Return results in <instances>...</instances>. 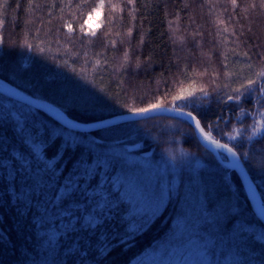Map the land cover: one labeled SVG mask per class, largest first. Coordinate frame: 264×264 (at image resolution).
Returning <instances> with one entry per match:
<instances>
[{"label": "trees", "instance_id": "trees-1", "mask_svg": "<svg viewBox=\"0 0 264 264\" xmlns=\"http://www.w3.org/2000/svg\"><path fill=\"white\" fill-rule=\"evenodd\" d=\"M98 3L0 0V78L81 124L157 101L170 107L181 88L203 87L209 97L203 116L197 113L202 126L205 119L212 121L213 136L240 154L264 201V176L257 175L264 140L246 139L248 126L261 119L256 113L264 108V94L241 89L239 107L227 101L237 95L233 89L264 70L261 0H104L99 26L90 32L84 22ZM221 115L230 123L215 122ZM51 118L0 93V264H67L70 256L77 264H264V241L255 249L248 244L262 225L253 219L243 180L203 147L191 125L160 114L85 132L58 121L55 127ZM45 125L57 139L46 150L48 159L39 149L21 152L22 141L35 148L31 127ZM233 125L241 136L230 141L221 134ZM63 141L80 145L83 159L91 152L93 160L77 163L74 177L61 184L64 169L79 155L60 148L59 170L50 167ZM180 149L202 164L191 179L153 162L169 152L179 156ZM228 202L238 205L231 209L237 216L231 228L224 227L220 209ZM90 215L97 223L127 222L135 236L126 243L110 237L113 246L98 247L90 258L94 231H85ZM141 218L145 227L137 232Z\"/></svg>", "mask_w": 264, "mask_h": 264}, {"label": "snow or ice", "instance_id": "snow-or-ice-1", "mask_svg": "<svg viewBox=\"0 0 264 264\" xmlns=\"http://www.w3.org/2000/svg\"><path fill=\"white\" fill-rule=\"evenodd\" d=\"M131 2V0H129ZM233 4H236V0H231ZM262 4H264V0H261ZM104 7V0H99V3L97 5V8H103ZM114 7V6H113ZM255 7V5H253ZM96 9H93L95 11ZM91 13H89V16ZM87 23V20L84 22ZM69 28V31L72 30L71 25H67ZM83 25H81V28L83 29ZM92 35H95V32L92 33ZM29 47H31L29 45ZM243 55H247V53H242ZM251 67V66H250ZM261 68L264 69V64L261 65ZM228 75H231V73H228ZM256 78H248L246 82L241 83L240 87L233 89V92L237 93V95H228L227 101H236L237 107H239L240 102L242 101V97L240 95L241 89H251L252 92H257L258 94H264V82L260 78H264V70L260 72H256L253 74ZM199 93V95H198ZM171 93H166L165 96H169ZM208 97L209 93L205 90V88L200 87L196 88L194 85L190 86L188 90H185L184 88H181L179 93L176 95L171 96L169 107L168 105L161 103L160 101H157L156 103H149L146 107H133L130 109V112L132 113L131 116L133 117H139L140 119H151L152 116H147L143 114H153V115H160V114H168L171 113L173 119L183 121L184 123L191 125L193 132L196 136L199 137L200 141L203 142V147L205 149H212L215 151L216 155L221 158V163L224 165L227 169H243L245 171L244 164H242V161L240 159V154H238L235 150V148L230 147L228 143H222L220 139H216L212 132L213 128L216 126L212 121H209L205 119V122L202 126L201 118H198L197 113H199L200 117L203 116V109L208 104ZM264 98V97H262ZM181 101L183 102V106L177 107L176 102ZM191 109V110H187ZM245 114V109L240 108L239 115L243 116ZM256 115H259L261 119L254 120L251 125L248 127L251 130V135L247 136L246 139L249 143L255 144L257 141L254 140L255 137H259L260 140H264V108H261ZM52 119V124L55 127L56 126V120ZM221 120H225L227 123H230V121L227 120L224 116H216L215 122H219ZM104 123V122H103ZM27 127V124H26ZM207 128V131L205 130ZM222 136H226L230 141H235L237 137L241 136V129L237 128L235 125H233L231 132L222 133ZM27 138H25L26 140ZM31 143L35 146V148L30 147L27 143L22 141L21 143V152H26L28 154H33L35 149H39L43 152L44 156L47 158V149L52 148L53 145L57 143L56 140L51 139V129H49L46 125L43 126L42 130L40 127H31ZM60 148H63L65 150L69 148H74L72 146V142L69 141L67 145H65V142L63 141L62 144L59 145L56 152L52 155L51 159L56 161V164L54 167L56 170H59V162L62 160L64 156V152L60 151ZM74 149H76L79 152L78 157L75 159V161L72 164L71 168L64 169V172L60 176V182L63 184V181L67 179L70 176L74 177L73 173V167L79 163L83 165L85 162L91 163L93 160V154L91 152L87 155V161L83 159V148L80 145H77ZM180 155L176 156L171 154L169 152L168 156H161L159 160H155L153 158V162L160 163L162 167L165 168H171L175 169L181 176V179H183V176L185 173L189 174V178L191 179L195 173L198 172V166L202 165L198 159H195L194 157L186 154L183 149L179 150ZM144 154L146 155L147 152L145 151ZM244 157H248L249 153L245 152L243 153ZM48 159V158H47ZM226 161V163H225ZM77 172L80 175H84V172H81L79 169H77ZM258 176H264V161L261 162V166L257 171ZM248 177V176H247ZM83 183V181H81ZM98 183V178L91 181V184ZM76 193H73V196H75ZM64 204H68V200L63 201ZM233 206L238 207V205H233V203L228 202L225 204L220 205L221 214L226 217L227 223L224 225L226 228H231L232 225L237 220V216L230 215L231 209ZM125 206L121 205V208L123 209ZM210 207H214L210 203ZM261 207L264 209V201L261 200ZM166 210L165 208L162 210ZM89 224L87 229H85L86 233L93 232L94 235H91L89 237V257L95 258V256L98 254V247H111L113 246V238H118L121 243H126L129 238H133L135 236V232H130L129 228L130 225L125 222L121 224L119 220L116 221L115 224H110L108 221H103L102 223H97L96 219H93V217L90 215L88 218ZM98 219V218H97ZM253 219L257 224H261V232L258 234H254L253 236L249 237L248 244L253 247L254 249L258 246H260V242L264 241V222H262L254 213ZM146 221L144 218H141L137 222V228L136 231L138 232L140 228L145 227ZM249 225L252 224V221H248ZM127 225V227H125ZM149 226V225H148ZM115 227L117 231L115 233L112 232V228ZM122 232V235H121ZM0 239H2V236H0ZM44 241L51 244L53 243L51 237L43 238ZM58 243L61 244V249H63V238L61 237L58 241ZM67 264H77V257L70 256L68 257Z\"/></svg>", "mask_w": 264, "mask_h": 264}, {"label": "water", "instance_id": "water-1", "mask_svg": "<svg viewBox=\"0 0 264 264\" xmlns=\"http://www.w3.org/2000/svg\"><path fill=\"white\" fill-rule=\"evenodd\" d=\"M0 93H3L4 95H6L10 98H13L15 100H18L20 102L31 104V105L41 109L42 111L46 112L47 114H49L52 118H54L56 121H58L59 123H61L65 127L69 128V129H73V130H78V131L90 132V131H95V130L102 129V128H105V127H108L111 125H116V124L131 121L134 119H139V117L131 116L132 113H127V114H119V115H116V116H113L111 118H108V119H105V120H102L99 122H95V123L81 124V123H77V122L72 121L57 106H55V105H53V104H51V103H49V102H47L41 98L31 96V95L23 92L22 90L14 87L13 85L9 84L8 82L4 81L1 78H0ZM168 114H171V113H168ZM143 115L151 116L153 114L149 113V114H143ZM198 139H199V137H198ZM199 141H200V139H199ZM200 142L203 144L202 141H200ZM210 150L215 153V151H213L212 149H210ZM219 160H221L220 157H219ZM225 163H226V161H225ZM233 170H235L239 174L241 179L243 180L245 190L247 192V195H248V198L250 200V203H251V206H252L254 213L262 222H264V209H262V207H261L262 197H261V193H260L256 183L254 182V180L252 179V177L250 176V174L248 173V171L246 169H245V171H243V169H241V170L233 169Z\"/></svg>", "mask_w": 264, "mask_h": 264}, {"label": "rangeland", "instance_id": "rangeland-1", "mask_svg": "<svg viewBox=\"0 0 264 264\" xmlns=\"http://www.w3.org/2000/svg\"><path fill=\"white\" fill-rule=\"evenodd\" d=\"M100 14H101V9L96 8V10L93 13H91V15L88 17L87 23H86L88 31L91 32L98 28ZM174 263L179 264L177 261H175ZM180 264H183V263H180Z\"/></svg>", "mask_w": 264, "mask_h": 264}, {"label": "bare ground", "instance_id": "bare-ground-1", "mask_svg": "<svg viewBox=\"0 0 264 264\" xmlns=\"http://www.w3.org/2000/svg\"><path fill=\"white\" fill-rule=\"evenodd\" d=\"M1 79H3V78H1ZM4 80V79H3ZM4 81H6V80H4ZM7 82V81H6ZM117 115H119V114H117ZM168 115H172V114H168ZM116 116V115H115ZM151 116H153V115H151ZM101 121V120H100ZM97 122H99V121H97ZM95 123V122H94ZM224 143V142H223ZM210 150V149H209ZM214 153V152H213ZM215 154V153H214ZM216 155V154H215ZM217 156V155H216Z\"/></svg>", "mask_w": 264, "mask_h": 264}]
</instances>
